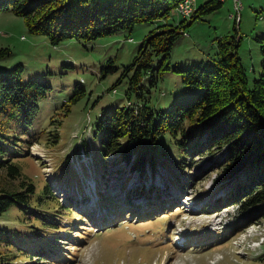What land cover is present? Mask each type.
<instances>
[{"label": "rangeland", "instance_id": "rangeland-1", "mask_svg": "<svg viewBox=\"0 0 264 264\" xmlns=\"http://www.w3.org/2000/svg\"><path fill=\"white\" fill-rule=\"evenodd\" d=\"M192 1L196 6L206 0ZM241 5L237 51L251 87L263 59L264 0H241ZM231 11V2L225 0L216 11L185 26L170 51V67L210 63L216 40L233 32ZM182 17L189 18L173 9L168 18L136 24L131 31L53 46L46 36L29 33L22 17L0 12V47L9 49L0 59V71L21 65V81L40 79L50 86L31 124L15 130L18 140L12 147L14 162L35 184L36 197H43L38 209L44 219L17 203L0 215V264H264V215L235 229L247 213L241 216L237 206L213 203L223 194V189L215 190L220 169H213L220 152L190 156L188 165L177 166L181 153L164 133L158 144L164 155L145 148L154 156V166L146 164L145 173L129 170L115 155L102 167L95 124L102 110L127 104L131 72L114 84L150 31L174 26ZM109 58L117 70L101 77L100 66ZM160 59L152 56L154 68ZM149 76L144 77L146 84ZM76 85L85 92L72 103ZM200 92L183 84L179 73L166 70L149 89L147 104L166 111ZM29 138L27 154L23 141ZM80 147L90 157L87 164L71 156ZM17 180L6 179L0 171V189L16 188ZM136 192L144 196L129 200ZM40 245L43 256L36 253Z\"/></svg>", "mask_w": 264, "mask_h": 264}, {"label": "trees", "instance_id": "trees-1", "mask_svg": "<svg viewBox=\"0 0 264 264\" xmlns=\"http://www.w3.org/2000/svg\"><path fill=\"white\" fill-rule=\"evenodd\" d=\"M181 1L0 0V12L11 11L22 17L29 33L46 36L49 43L56 46L67 39L88 42L118 31H131L139 23L166 19L173 9L177 11ZM222 4V1L206 0L201 5L196 4L189 18L182 17L174 26L163 24L150 31L131 64L123 69L114 84L131 72L125 90L127 104L110 111L102 110L95 127L100 133L103 168L108 163L107 157L115 155V161L126 164L129 170L145 173L146 164L154 166V156L147 155L145 148L157 152L160 136L164 133L169 134L181 153L177 166L188 165L185 160L190 156L220 152L213 169H220L215 190L223 189V194L213 203L219 208L237 206L241 216L247 213L235 226L240 229L264 215V43L260 46L263 56L260 71L251 87H248L245 68L238 56L241 38L235 22L231 34L216 40L215 57L210 63L200 61L182 68L170 67L168 62L173 43L184 32L183 28L201 15L216 11ZM8 54L7 47H0V59ZM153 55L161 56L155 68L151 64ZM116 70L114 60L109 58L101 64L100 76ZM166 70L179 73L183 84L201 92L169 110L156 111L147 104V94ZM21 71V65L0 71V171L6 179H20L16 188L0 189V215L17 203L28 213L38 212L39 216L35 214V217L39 218L43 215L38 209L43 197H36L35 184L24 178L14 162L16 152L12 147L18 140L15 130L21 127L24 131L31 124L39 109L38 101L50 86L40 79L21 81ZM147 73L150 76L146 84ZM84 92L76 85L69 101L76 102ZM31 142V138L23 141L27 154ZM160 150V156L166 153ZM71 156L85 164L90 159L82 147ZM43 190L48 193L49 187ZM137 195L144 196L136 192L129 200ZM36 253L44 255L43 245Z\"/></svg>", "mask_w": 264, "mask_h": 264}, {"label": "bare ground", "instance_id": "bare-ground-1", "mask_svg": "<svg viewBox=\"0 0 264 264\" xmlns=\"http://www.w3.org/2000/svg\"><path fill=\"white\" fill-rule=\"evenodd\" d=\"M218 1L225 2V0H218ZM193 4H194V1H192V0H182L178 4V7H177L178 13L181 14V15H183V16H185V17H190L192 15L193 11H185V14H183V6H184V9H192L193 8ZM241 8H242L241 0H238L239 17H240V10H241ZM93 200H94V197L92 195V201Z\"/></svg>", "mask_w": 264, "mask_h": 264}, {"label": "built area", "instance_id": "built-area-1", "mask_svg": "<svg viewBox=\"0 0 264 264\" xmlns=\"http://www.w3.org/2000/svg\"><path fill=\"white\" fill-rule=\"evenodd\" d=\"M229 1L231 2V7H232V11L230 13V16L232 17L235 24H238V22L240 21L239 10H238V0H229ZM194 9H195V4H193L192 9H184V6H183V14H185V11H193L194 12Z\"/></svg>", "mask_w": 264, "mask_h": 264}]
</instances>
